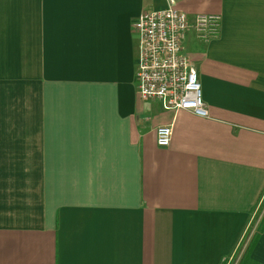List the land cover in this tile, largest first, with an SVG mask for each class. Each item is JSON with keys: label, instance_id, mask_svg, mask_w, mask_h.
Here are the masks:
<instances>
[{"label": "crops", "instance_id": "0c3cea01", "mask_svg": "<svg viewBox=\"0 0 264 264\" xmlns=\"http://www.w3.org/2000/svg\"><path fill=\"white\" fill-rule=\"evenodd\" d=\"M166 6L0 0V264H220L261 205L264 264V0H176L207 116L138 95L133 22Z\"/></svg>", "mask_w": 264, "mask_h": 264}, {"label": "built area", "instance_id": "2783aa9c", "mask_svg": "<svg viewBox=\"0 0 264 264\" xmlns=\"http://www.w3.org/2000/svg\"><path fill=\"white\" fill-rule=\"evenodd\" d=\"M219 24L218 16L200 15L194 19L193 27L199 38L209 39L218 33ZM132 27L140 37L136 71L139 97L158 101L167 110L184 109L207 116L198 73L183 52L188 17L177 8L176 0H167L163 9L141 12ZM171 137L170 125L156 128L157 146L167 147Z\"/></svg>", "mask_w": 264, "mask_h": 264}, {"label": "rangeland", "instance_id": "374dc122", "mask_svg": "<svg viewBox=\"0 0 264 264\" xmlns=\"http://www.w3.org/2000/svg\"><path fill=\"white\" fill-rule=\"evenodd\" d=\"M261 209H262V205L259 207V210L256 211V213L254 215V218H253V221H252V224L249 227V229L247 230V232H246V234H245V236H244L241 244L239 245L238 249L235 251L234 255H232V257L230 259L226 260L227 263H225V264H237L238 263L240 257L243 254V253H241L242 252V249H244V247L246 245H248L250 243V241H251V239L248 238L249 235H250V232H253V233L255 232L256 233L257 230L259 229L260 221H261V220H259V218L261 217V215H260L261 214V212H260Z\"/></svg>", "mask_w": 264, "mask_h": 264}, {"label": "trees", "instance_id": "16d2710c", "mask_svg": "<svg viewBox=\"0 0 264 264\" xmlns=\"http://www.w3.org/2000/svg\"><path fill=\"white\" fill-rule=\"evenodd\" d=\"M262 222H263V221L260 222V226H259V228H261V225L263 224ZM256 236H257V234L254 233L253 236H252V238H251L250 243H249V244L247 245V247L245 248V250H244V252H243L242 256L240 257V259H239V261H238L237 264H242L243 261L247 258L249 252H250L251 249H252V246H253V244H254V241H255ZM225 263H227V261H226V260H223L220 264H225Z\"/></svg>", "mask_w": 264, "mask_h": 264}]
</instances>
